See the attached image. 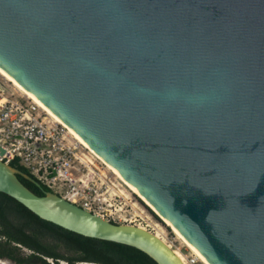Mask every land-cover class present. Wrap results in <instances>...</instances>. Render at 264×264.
I'll return each instance as SVG.
<instances>
[{
  "label": "water",
  "instance_id": "1",
  "mask_svg": "<svg viewBox=\"0 0 264 264\" xmlns=\"http://www.w3.org/2000/svg\"><path fill=\"white\" fill-rule=\"evenodd\" d=\"M0 69L207 263L264 264V0H0ZM19 175L0 193L40 219L183 264Z\"/></svg>",
  "mask_w": 264,
  "mask_h": 264
},
{
  "label": "trees",
  "instance_id": "2",
  "mask_svg": "<svg viewBox=\"0 0 264 264\" xmlns=\"http://www.w3.org/2000/svg\"><path fill=\"white\" fill-rule=\"evenodd\" d=\"M9 165L20 182L37 196L51 192L18 159ZM0 259L14 264H157L134 248L87 238L44 221L14 199L0 193Z\"/></svg>",
  "mask_w": 264,
  "mask_h": 264
},
{
  "label": "rangeland",
  "instance_id": "3",
  "mask_svg": "<svg viewBox=\"0 0 264 264\" xmlns=\"http://www.w3.org/2000/svg\"><path fill=\"white\" fill-rule=\"evenodd\" d=\"M1 98L18 100L23 105L36 108L33 116L40 123L57 126L63 129V143L73 153L71 167L66 168L68 180L59 178L55 183L50 182L52 175L44 174L43 183L59 195L65 196L66 192L78 194V204L89 203L91 213L100 215L117 225H129L144 229L162 240L174 252L185 259L195 257L191 251L177 238L172 229L150 209L138 196L131 193L127 187L110 172L88 150L78 144L70 134L60 125L56 124L44 111L33 104L32 100L18 91L10 82L0 75ZM48 175V176H46ZM0 264H14L1 260ZM198 264H203L198 261Z\"/></svg>",
  "mask_w": 264,
  "mask_h": 264
},
{
  "label": "built area",
  "instance_id": "4",
  "mask_svg": "<svg viewBox=\"0 0 264 264\" xmlns=\"http://www.w3.org/2000/svg\"><path fill=\"white\" fill-rule=\"evenodd\" d=\"M18 100L1 98L0 94V146L5 155L0 159L10 163L18 159L20 163L42 184L44 174L54 175L50 182L59 178L68 180L66 168L71 167L73 153L63 143V129L40 123L33 111ZM48 176V175H46ZM50 189L48 184H44ZM66 192L65 198L90 212L89 203L78 204V194ZM196 257H185L183 264H198Z\"/></svg>",
  "mask_w": 264,
  "mask_h": 264
},
{
  "label": "bare ground",
  "instance_id": "5",
  "mask_svg": "<svg viewBox=\"0 0 264 264\" xmlns=\"http://www.w3.org/2000/svg\"><path fill=\"white\" fill-rule=\"evenodd\" d=\"M0 75L10 82L18 91H20L23 95H25L27 98L32 100L33 104H35L38 108H40L42 111H44L54 122L60 126H62L68 134L72 136V138L78 142L81 146H83L86 150H88L97 160H99L110 172H112L126 187L127 189L138 196L150 209H152L163 221L164 223L169 226L173 233L177 236V238L191 251L192 255L195 256L200 262L203 264H209L207 263L202 257L199 256V254L192 249L186 241L182 238V236L164 219L162 218L157 211L149 204L147 203L135 190L132 186H130L128 183L125 182V180L120 177L115 171H113L100 157H98L91 149L88 147L84 141L76 134L74 133L70 128H68L64 123L61 122L51 111H49L36 97L28 93L26 90H24L20 85H18L8 74H6L4 71L0 69ZM176 253V252H175ZM178 258L182 261H184V257L180 255L179 253H176Z\"/></svg>",
  "mask_w": 264,
  "mask_h": 264
}]
</instances>
